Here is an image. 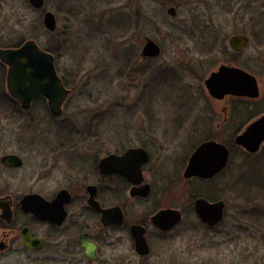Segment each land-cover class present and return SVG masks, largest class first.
Here are the masks:
<instances>
[{"label":"flooded vegetation","instance_id":"flooded-vegetation-1","mask_svg":"<svg viewBox=\"0 0 264 264\" xmlns=\"http://www.w3.org/2000/svg\"><path fill=\"white\" fill-rule=\"evenodd\" d=\"M233 1L217 0L220 5ZM249 1L252 7L255 0ZM261 31L264 38V26ZM234 36L249 42L236 51L229 44ZM25 42L0 43V49ZM250 42L246 34L232 35L226 63L210 76L223 67L240 69L256 78L259 97H213L206 86L209 76L204 84L210 104L221 108L210 113L206 124L196 118L194 128H188L194 118L190 100L175 103L176 114L166 115V129H157V114L143 109V127L119 131L112 151L101 131L78 137L70 124L54 146H0V264H224V248L233 251L236 244L237 148L249 159L264 152V138L252 136L254 129L264 131V80L246 61ZM49 53L71 91L62 114L54 115L45 97L24 108L9 92V67L0 60V106L7 116L15 107L25 117L37 105L53 119L63 116L73 91L60 75V55ZM243 134L252 140L249 147L238 144ZM2 137L0 131V144L10 142ZM210 142L228 150L227 162L218 170L210 153L207 166L194 161L199 148ZM249 197L247 202L254 200ZM254 208L248 214L264 227V216L256 218Z\"/></svg>","mask_w":264,"mask_h":264},{"label":"rangeland","instance_id":"rangeland-1","mask_svg":"<svg viewBox=\"0 0 264 264\" xmlns=\"http://www.w3.org/2000/svg\"><path fill=\"white\" fill-rule=\"evenodd\" d=\"M233 2L45 0L42 9H35L29 0H0V43L33 39L45 50H57L60 75L73 91L59 119L47 115L42 105L25 117L15 107L7 116L0 106L2 139L10 140L0 146H54L70 124L81 136L101 131L112 151L119 131L143 127V109L157 114V129H166V115L176 114L175 103L190 100L194 118L188 128H194L196 118L208 123L210 113H218L221 105L210 104L204 81L226 63L232 35L250 37L249 59H243L264 80V0H255L252 7L249 0ZM170 7L176 8L175 17L168 15ZM48 11L57 19L53 33L43 24ZM147 39L161 48L155 59L143 56ZM237 149L236 244L233 251L226 246L221 259H226L224 264H264V227L248 214L255 207L254 216H264V152L249 159ZM249 196L254 200L247 202Z\"/></svg>","mask_w":264,"mask_h":264},{"label":"water","instance_id":"water-1","mask_svg":"<svg viewBox=\"0 0 264 264\" xmlns=\"http://www.w3.org/2000/svg\"><path fill=\"white\" fill-rule=\"evenodd\" d=\"M29 2L35 9H42L45 6V0H29ZM167 13L175 17L176 8L170 7ZM43 24L48 32H55L57 19L54 13L46 12ZM248 42L249 39L245 36H234L230 39L229 44L234 50L240 51ZM143 54L157 57L161 54V48L149 39L143 48ZM0 60L9 67L7 77L9 92L21 102L24 108H28L35 98L45 97L49 102L52 113L56 116L62 114V107L69 98L71 91L65 87L56 70L54 58L49 52L32 39L26 41L19 48L0 49ZM206 86L213 97L233 93L238 96L257 98L260 94L256 78L237 68H221L220 72L213 73L210 76L206 81ZM260 124H263V122H260ZM260 124L257 127H260ZM253 132V138H260V140L264 138V131L261 128L254 129ZM248 135L243 134L238 137V144L249 147L252 140ZM260 140L253 142V144L258 146ZM209 153L212 155L211 163L214 164L215 170H218L227 162V148L215 142L204 144L199 148L194 156V161L199 159L207 166L210 160L207 158L206 161V156Z\"/></svg>","mask_w":264,"mask_h":264},{"label":"trees","instance_id":"trees-1","mask_svg":"<svg viewBox=\"0 0 264 264\" xmlns=\"http://www.w3.org/2000/svg\"><path fill=\"white\" fill-rule=\"evenodd\" d=\"M21 43H22V42H21ZM21 43L14 44L13 46H15V45H20ZM47 51H49V52H51V53H53V54H57V53H58V51H57V50H54V49H49V50H47ZM66 84H69V83L66 82Z\"/></svg>","mask_w":264,"mask_h":264}]
</instances>
